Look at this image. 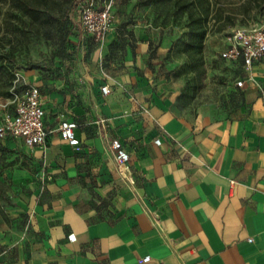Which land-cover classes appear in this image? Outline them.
<instances>
[{"label":"crops","instance_id":"obj_1","mask_svg":"<svg viewBox=\"0 0 264 264\" xmlns=\"http://www.w3.org/2000/svg\"><path fill=\"white\" fill-rule=\"evenodd\" d=\"M165 51L115 13L113 30L101 41L82 33L55 76L22 75L40 89L49 135L35 147L1 142L33 162L38 181L21 221L0 224V264H264V58L225 60L228 108L187 113ZM12 109L0 95V120ZM62 120L77 122L78 146L59 135ZM114 139L129 152L122 167Z\"/></svg>","mask_w":264,"mask_h":264},{"label":"rangeland","instance_id":"obj_2","mask_svg":"<svg viewBox=\"0 0 264 264\" xmlns=\"http://www.w3.org/2000/svg\"><path fill=\"white\" fill-rule=\"evenodd\" d=\"M102 1L112 2L113 13L123 22L147 26L165 47L164 65L177 109L203 113L228 108L230 66L219 52L232 28L208 35L202 53L190 55L183 50L189 33L187 15L176 11L171 0ZM73 6L74 0H55L53 9L34 26L23 14L0 4V95L22 91L25 72L35 70L49 78L77 55L85 32ZM249 24L264 25V12L238 23ZM37 181L33 162L0 142V224L12 227L21 221L20 200Z\"/></svg>","mask_w":264,"mask_h":264},{"label":"built area","instance_id":"obj_3","mask_svg":"<svg viewBox=\"0 0 264 264\" xmlns=\"http://www.w3.org/2000/svg\"><path fill=\"white\" fill-rule=\"evenodd\" d=\"M80 21L85 34L98 41L103 40L114 28L112 2L100 4L99 0H89L80 11ZM220 57L230 62L241 60L245 67L261 61L264 58V25L249 24L233 28ZM242 84V80L236 82L238 87ZM102 92L109 94V85H103ZM12 105V111L0 120V142L8 138H22L30 147L44 145L49 132L45 126V109L39 87L25 85L22 91L14 93ZM76 127L77 122L72 120H62L58 127L61 138L72 146L80 143L75 134ZM156 143L160 144L161 140L156 139ZM109 149L120 167L129 160V152L120 140H112ZM150 260L151 256H146L141 261Z\"/></svg>","mask_w":264,"mask_h":264},{"label":"trees","instance_id":"obj_4","mask_svg":"<svg viewBox=\"0 0 264 264\" xmlns=\"http://www.w3.org/2000/svg\"><path fill=\"white\" fill-rule=\"evenodd\" d=\"M89 0H74L80 17L81 9ZM176 11L187 15L189 29L184 52L200 55L204 41L210 34L223 33L239 27L253 18L257 12H264V0H171ZM105 1L99 0L100 4ZM0 4L26 16L32 25L40 24L46 10L53 9L55 0H0ZM13 98L11 96H7Z\"/></svg>","mask_w":264,"mask_h":264}]
</instances>
